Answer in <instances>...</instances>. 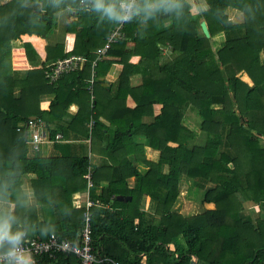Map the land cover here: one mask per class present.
Wrapping results in <instances>:
<instances>
[{"label":"trees","instance_id":"trees-1","mask_svg":"<svg viewBox=\"0 0 264 264\" xmlns=\"http://www.w3.org/2000/svg\"><path fill=\"white\" fill-rule=\"evenodd\" d=\"M94 2L0 0V228L20 234L0 239V252L23 236L79 242L85 210L76 201L88 191L101 205L89 208L91 251L100 258L264 264V0H136L139 10L124 22ZM104 2L119 9L130 0ZM67 8L73 15L63 32L73 37L72 47L49 60L77 56L84 66L51 84L45 66L13 71L14 44L24 35L49 38L53 16ZM111 34L110 47L97 54ZM22 48L31 63L36 50L30 43ZM45 50L64 49L55 43ZM116 65L119 74L106 90L105 75ZM48 95L52 101L42 112L39 102ZM185 112L196 130H188ZM30 117L44 121L51 140L57 132L64 140L70 133L76 142L90 140L95 162L80 143H50L56 156L31 153ZM58 120L68 128L55 129ZM182 182L188 197L212 207L193 216L178 213ZM36 264L80 262L43 254Z\"/></svg>","mask_w":264,"mask_h":264},{"label":"built area","instance_id":"built-area-1","mask_svg":"<svg viewBox=\"0 0 264 264\" xmlns=\"http://www.w3.org/2000/svg\"><path fill=\"white\" fill-rule=\"evenodd\" d=\"M136 0H130L134 4ZM126 20H123V22ZM114 37V34L108 36L106 43L99 48L96 53L103 54L109 47ZM84 59L77 56H72L64 59H58L51 65L44 68L43 74L48 82L55 83L60 77L70 72L76 71ZM89 93H91V85L93 80L89 81ZM25 127L28 129L27 145L31 153H36L40 146L44 144L57 143L62 140L61 134L55 136L51 140L46 129L44 121L40 118H29ZM87 188L92 186L89 173L84 176ZM83 209V225L80 233V241L72 242L66 239H59L54 235H50L46 240L34 238H26L16 241L8 251L0 253V264H36L37 257L43 254H49L50 258H55L57 255H73L77 258L80 264H118L110 258H100L91 251V215L89 208L94 206L100 208V204H95L89 199L88 191L82 197ZM78 205V203H77Z\"/></svg>","mask_w":264,"mask_h":264},{"label":"crops","instance_id":"crops-1","mask_svg":"<svg viewBox=\"0 0 264 264\" xmlns=\"http://www.w3.org/2000/svg\"><path fill=\"white\" fill-rule=\"evenodd\" d=\"M43 6H44V3L41 2L40 7L42 8ZM70 14L73 15V12H71V9H68V8L67 9H61L55 13V15L53 16V19L55 20V27L51 31V36L47 39H41L35 35L34 36H32V35L31 36H28V35L21 36V38H20L21 40L17 41L16 44H14V46L10 52L11 69L13 71H16L18 74L22 75L27 70L40 69L43 66L46 67L47 65L52 63V61H50L49 58L55 59L59 54H62V53L64 54L65 52L70 50L72 47V44H73V37L72 36H66V33L63 32V28L65 27V25L71 22ZM228 15L233 21H238V19H239V15L236 11L230 10V11H228ZM90 42H92V41L89 40L85 44L89 45ZM22 43H30L32 45V47L36 50L34 52H35V55L37 58L34 57L33 61L31 63H29V61L26 58V52L22 48ZM55 43L61 45V47L65 51L64 50L63 51H49V54H47L48 52L45 50L46 46L48 44L52 45ZM84 64H85V62L81 63L80 68H82L84 66ZM119 71H120L119 66L116 65V66H113L109 70V72L105 75L106 77H105V80L103 81L102 86L106 90L110 89V85L114 81V79L117 77V75L119 74ZM226 75L229 76V71L227 72ZM244 79H246V78L244 77ZM51 101H52V97L49 95L47 97H45L44 99L40 100L39 110L42 112H47V110L49 109V104ZM126 106H128L129 108H132V106H133L132 102L127 100ZM68 111L70 114H74L77 111V105L74 103L69 104ZM256 119L261 120L257 115H256ZM90 125L91 124H89V126ZM52 126H54L55 129L56 128H60V129L61 128L62 129L68 128L67 124L62 123L59 120L54 121L52 123ZM58 134H61V133L57 132L55 134V136ZM61 136H62V134H61ZM75 139H76L75 135L73 133H70V138H68V140H64V138H62V140L57 142V143L66 144V145H76V144L78 145V143H80L79 145H82L81 151L84 152V149H85V154L88 155L89 159L92 162H95V159L97 157L94 154L92 155V152H90V150H89L90 140L86 139V140H82L81 142H76ZM45 146H46V149L42 148L43 145L41 146V148H39L41 153L43 151V153H45L47 155L56 156L57 152H55V151L53 152V150L51 148V146H52L51 144H48ZM83 147H84V149H83ZM28 154L30 155L31 153L28 151ZM23 190L27 195L30 196V200H32V193H31L30 186L29 185L23 186ZM77 203L79 205L82 204V195L78 197L76 204Z\"/></svg>","mask_w":264,"mask_h":264},{"label":"rangeland","instance_id":"rangeland-1","mask_svg":"<svg viewBox=\"0 0 264 264\" xmlns=\"http://www.w3.org/2000/svg\"><path fill=\"white\" fill-rule=\"evenodd\" d=\"M55 22V20L53 19V23ZM186 116V117H185ZM185 116H184V120L187 125V128L188 130L191 131V129L193 130H196V125L193 126V121L191 120V115H189L188 112H185ZM42 148H45L46 149V146L42 147ZM150 151H148V158H153L155 157L154 154H151ZM150 155V156H149ZM188 184L182 182L181 183V188H180V194L178 196V200L176 202V205H175V209L178 213H180L182 216H193V215H197V214H200L203 212L204 210V207H206L207 209L211 208L212 205H205L204 207L199 205L197 203V201L191 196V197H188V194H187V191H186V188H187ZM98 191V189H96V192ZM147 203H148V199H146V202H145V207L147 206Z\"/></svg>","mask_w":264,"mask_h":264},{"label":"clouds","instance_id":"clouds-1","mask_svg":"<svg viewBox=\"0 0 264 264\" xmlns=\"http://www.w3.org/2000/svg\"><path fill=\"white\" fill-rule=\"evenodd\" d=\"M96 9H102L104 14H106L109 18H116L118 20H127L130 19L131 15L134 14L137 9L134 4L130 2H122L119 6L113 3H105L104 0H95L94 5ZM150 7H154V5H145V10ZM19 233L10 236L7 231V226L0 228V239H10L17 240L19 238ZM23 264V261L21 262Z\"/></svg>","mask_w":264,"mask_h":264},{"label":"water","instance_id":"water-1","mask_svg":"<svg viewBox=\"0 0 264 264\" xmlns=\"http://www.w3.org/2000/svg\"><path fill=\"white\" fill-rule=\"evenodd\" d=\"M200 29H201L202 33L204 34V36L206 38H208L209 37V33H208L207 27H206V25H205L204 22H201L200 23ZM31 118H34V117H31ZM122 200H123L122 198H119V201H122ZM127 200H129V198H127ZM190 264H198L196 262V258H192Z\"/></svg>","mask_w":264,"mask_h":264}]
</instances>
